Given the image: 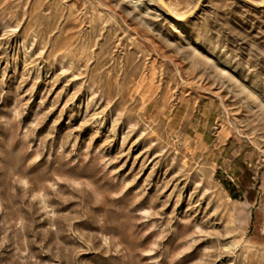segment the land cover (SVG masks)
<instances>
[{"label":"rangeland","instance_id":"374dc122","mask_svg":"<svg viewBox=\"0 0 264 264\" xmlns=\"http://www.w3.org/2000/svg\"><path fill=\"white\" fill-rule=\"evenodd\" d=\"M196 1L0 0V264H264V4Z\"/></svg>","mask_w":264,"mask_h":264},{"label":"bare ground","instance_id":"6f19581e","mask_svg":"<svg viewBox=\"0 0 264 264\" xmlns=\"http://www.w3.org/2000/svg\"><path fill=\"white\" fill-rule=\"evenodd\" d=\"M160 1H161V0H160ZM200 1H201V0H197L196 3L193 4V6L191 7V9H190L187 13H189V14L192 13L193 10H195V9L197 8L198 4L201 3ZM162 3H163V0H162ZM165 5H166V4H165ZM167 8H170V7L168 6ZM170 11H171V13L175 14L179 19L181 18L182 14H181V15L178 14V13L176 14L172 9H170ZM185 13H186V12H185ZM177 21H178V20H177Z\"/></svg>","mask_w":264,"mask_h":264},{"label":"water","instance_id":"95a60500","mask_svg":"<svg viewBox=\"0 0 264 264\" xmlns=\"http://www.w3.org/2000/svg\"><path fill=\"white\" fill-rule=\"evenodd\" d=\"M248 2L250 3V4H252V5H254V6H257V5H263L264 4V1L263 2H261V3H256V2H254V1H251V0H248ZM166 8V7H165ZM167 9V8H166ZM167 11L169 12V10L167 9ZM195 12V11H194ZM193 12V13H194ZM170 13V12H169ZM190 16V14L189 13H185V14H183L182 16H181V18L182 19H185V18H187V17H189Z\"/></svg>","mask_w":264,"mask_h":264}]
</instances>
